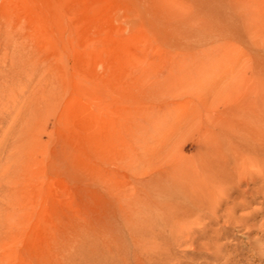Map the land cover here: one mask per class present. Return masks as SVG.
I'll return each mask as SVG.
<instances>
[{"label":"rangeland","instance_id":"374dc122","mask_svg":"<svg viewBox=\"0 0 264 264\" xmlns=\"http://www.w3.org/2000/svg\"><path fill=\"white\" fill-rule=\"evenodd\" d=\"M261 127L264 0H0V264H264Z\"/></svg>","mask_w":264,"mask_h":264},{"label":"bare ground","instance_id":"6f19581e","mask_svg":"<svg viewBox=\"0 0 264 264\" xmlns=\"http://www.w3.org/2000/svg\"><path fill=\"white\" fill-rule=\"evenodd\" d=\"M244 108V107H243ZM249 111V110H248ZM233 112H234V110H233ZM250 113V112H249ZM239 115V114H238ZM243 118V117H242ZM237 120V119H236ZM247 124V123H246ZM245 125V124H244ZM229 129H230V127H229ZM228 129V130H229ZM258 129V131H259V133H256L255 134V136H256V138H257V140L261 143V145L262 146H264V128L263 127H261V128H257ZM227 131V130H226ZM231 131V130H230ZM225 133V132H224ZM252 136V135H251ZM255 138V137H254ZM233 139V138H232ZM228 140V139H227ZM234 140V139H233ZM231 142V141H230ZM260 152V151H259ZM250 153V152H249ZM261 153H259V155H260ZM238 156V155H237ZM247 156V155H246ZM246 156H244V158L246 157ZM264 156V155H263ZM262 156V157H263ZM235 157V156H234ZM243 158V159H244ZM247 158V157H246ZM251 158V157H250ZM261 158V157H260ZM242 159V160H243ZM232 160V159H231ZM239 160V159H238ZM249 161H251V159L249 160ZM253 161V162H252ZM251 161V165H253L254 167H256V169L258 168V166H260V165H262V162H260L261 161V159L259 160V162H257V160H256V163L254 162V160H252ZM244 162V161H243ZM242 162V163H243ZM226 163V162H225ZM239 164V162L237 163V165ZM235 166V165H234ZM237 167V166H236ZM234 168V167H233ZM244 168V167H243ZM249 168H251V166L249 167ZM235 169V168H234ZM246 169V168H245ZM242 170V169H241ZM241 170L239 171L238 170V172H237V175L236 176H238L239 178H240V174H241ZM235 171H237V168L235 169ZM260 172H258V173H256V174H253V175H251L252 176V179H253V181H262L263 183H264V174H263V172L261 173V170H259ZM255 172V171H254ZM257 172V171H256ZM249 174H251V173H249ZM245 176H246V174H245ZM235 177V176H234ZM243 177V176H242ZM231 178V177H230ZM233 179V178H232ZM232 179H229L230 181L232 180ZM234 179H236V177L234 178ZM239 181V180H238ZM248 181V180H247ZM215 183V182H214ZM220 183V182H219ZM230 183H232V182H230ZM262 183V184H263ZM225 184V183H224ZM235 184V183H234ZM259 184V183H258ZM230 185V184H229ZM261 185V184H260ZM264 185V184H263ZM217 186L218 185H216V186H214L213 188L214 189H216L217 188ZM222 186H225V185H222ZM222 186H221V189H222ZM263 187V188H262ZM229 188V187H228ZM238 188V187H237ZM220 189V190H221ZM226 189V188H225ZM224 189V191H226ZM211 190V189H210ZM255 193H262L263 194V198H262V200L261 201H259V203L261 204V206L260 207H258L256 210H264V186H259V187H256L255 188ZM212 191V190H211ZM222 191V190H221ZM220 192V191H219ZM213 193V192H212ZM216 193H217V190H216ZM239 193H240V191H239ZM210 194V193H209ZM262 194H261V196H262ZM213 195V194H212ZM212 195H210V196H212ZM216 195V194H215ZM206 196V195H205ZM209 196V195H208ZM257 196V195H256ZM207 197V196H206ZM219 197V196H218ZM255 197H253L252 199H251V201L252 202H254L255 201V199H254ZM243 202V201H242ZM246 203V202H245ZM249 203V202H248ZM214 204V203H213ZM206 206V205H205ZM211 208V207H210ZM213 208V207H212ZM214 209V208H213ZM213 209H211V210H213ZM233 210V209H232ZM205 211V210H204ZM230 212V211H229ZM228 212V213H229ZM212 213V212H211ZM254 213L255 212H253V211H251L250 212V214L249 215H254ZM243 216V215H242ZM201 219H203V218H201ZM238 220V219H237ZM237 222V221H236ZM248 226V229H251L252 227H254L253 225H247ZM257 226V225H256ZM260 226V225H259ZM247 229V230H248ZM262 230V229H261ZM262 233V232H261ZM263 234H264V230H263ZM260 237V236H259ZM254 238V237H253ZM252 239V238H251ZM257 239H258V235L253 239V240H250L249 242H250V247H252L253 249H255L256 247H257V243H256V241H257ZM209 250V249H208ZM254 253V252H253ZM206 256L207 257H209L210 259H215L217 256H215L213 253H209V254H206ZM218 260V259H217Z\"/></svg>","mask_w":264,"mask_h":264}]
</instances>
